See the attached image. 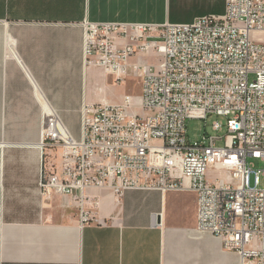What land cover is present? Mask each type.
I'll list each match as a JSON object with an SVG mask.
<instances>
[{
    "label": "built area",
    "instance_id": "obj_1",
    "mask_svg": "<svg viewBox=\"0 0 264 264\" xmlns=\"http://www.w3.org/2000/svg\"><path fill=\"white\" fill-rule=\"evenodd\" d=\"M81 27L84 65L117 84L138 80L140 94L83 106L79 139L55 111L46 115L40 149L59 148L61 168L43 174V193L71 197L79 226L104 227L88 190H109L117 201L128 190L191 191L196 231L220 240L239 264H264V44L251 39L264 32V0H225L222 16L187 24ZM135 57L153 63H130ZM210 115L226 119L211 126L226 135L189 142L187 121ZM248 159L263 164L252 187Z\"/></svg>",
    "mask_w": 264,
    "mask_h": 264
},
{
    "label": "crops",
    "instance_id": "obj_2",
    "mask_svg": "<svg viewBox=\"0 0 264 264\" xmlns=\"http://www.w3.org/2000/svg\"><path fill=\"white\" fill-rule=\"evenodd\" d=\"M224 12L225 0H0V264H239L196 231L191 191L128 190L117 201L91 189L106 225L81 227L77 203L40 186L61 168L59 148L40 149L50 111L79 139L83 106L140 94L138 80L117 84L84 65L83 21L161 26Z\"/></svg>",
    "mask_w": 264,
    "mask_h": 264
},
{
    "label": "rangeland",
    "instance_id": "obj_3",
    "mask_svg": "<svg viewBox=\"0 0 264 264\" xmlns=\"http://www.w3.org/2000/svg\"><path fill=\"white\" fill-rule=\"evenodd\" d=\"M188 14L184 12L182 15ZM251 39L257 43L264 44V32H253L251 35ZM152 63V62H151ZM137 93V91H136ZM137 96V95H136ZM139 113L141 112L140 109H137ZM217 121L220 122L223 126L226 124V119L223 117H217L214 115H210L206 121L203 120H188L186 123V130H187V139L189 142L200 141L203 135H218V136H225L226 129L223 127L221 131L215 132L212 130V124ZM218 146H223V143L220 142L217 144ZM248 163L252 166L253 172L250 174V186H254V173L258 171H263V164L259 160L248 159ZM219 176L225 177L226 174L224 171L219 172ZM264 187V176H260V188Z\"/></svg>",
    "mask_w": 264,
    "mask_h": 264
}]
</instances>
